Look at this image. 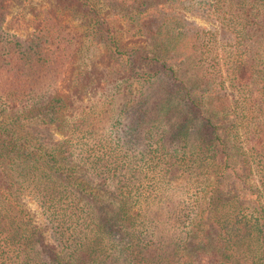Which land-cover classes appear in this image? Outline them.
Segmentation results:
<instances>
[{
  "label": "trees",
  "instance_id": "16d2710c",
  "mask_svg": "<svg viewBox=\"0 0 264 264\" xmlns=\"http://www.w3.org/2000/svg\"><path fill=\"white\" fill-rule=\"evenodd\" d=\"M12 1L0 0V264H264V0H211L232 49L219 54L217 34L199 28L180 51L190 52L181 57L194 70L189 81L168 65L162 29L138 26L154 51L123 48L98 7L105 0H49L27 38L5 26ZM87 5L113 83L106 71L77 74L62 91L83 45L64 17ZM143 68L141 98L129 97L138 120L106 146L93 115L102 99L93 97L110 85L133 95ZM48 129L62 138L48 142ZM76 149L121 197L115 214L97 213L102 198L77 180ZM25 195L46 210L55 235L63 230L55 224L70 228L67 240L47 243Z\"/></svg>",
  "mask_w": 264,
  "mask_h": 264
},
{
  "label": "rangeland",
  "instance_id": "374dc122",
  "mask_svg": "<svg viewBox=\"0 0 264 264\" xmlns=\"http://www.w3.org/2000/svg\"><path fill=\"white\" fill-rule=\"evenodd\" d=\"M210 3L211 0H142L134 5L130 3H119L112 6L107 0L104 2L97 1L98 7L104 14V16L102 15L103 18L119 33L121 37V46L127 50L138 52L142 51L141 48L146 47L147 52L154 51L151 40L146 35H143L141 28L138 26L143 25L144 29L146 28L144 24H150L153 33H155L158 28L162 29L163 31L156 36V39L161 41H167V38L168 40L170 39L168 42L171 41L170 43H172V45L167 47L168 50H170L168 65L179 73V78H184L185 80H188V78L190 80V78L193 77L194 70L191 68L188 61H186L187 59L185 63H183L184 60L182 61L181 59L182 56L190 52L180 51L183 43L185 45V43L192 40L194 38L193 34H196L199 28L209 32L207 35L211 37L213 35L212 33L217 34L216 38L219 44L217 43L216 45L219 54H223V47H226L227 50L232 49L230 45L233 42L232 34L221 28L220 20L212 10H209ZM49 6V0H13L8 7L5 26L8 28L9 32L15 36L27 38L35 31L38 21L37 12L45 11L49 9ZM88 8L87 5L85 9L82 10L84 12L76 16L65 15L64 17L70 29H72L74 33L81 35L80 41L83 45L80 50L81 52H77L78 54L76 55L75 61L66 67L64 78L59 83V87L62 91L72 83L77 74H81L83 77L84 74L87 73L96 74L106 71L110 83H113L112 77L108 73L110 67H112L110 52L105 42L102 41L104 39L102 37L103 35H95L92 31L94 29L91 28L88 18L86 17L90 15ZM178 34H180L179 38L177 37ZM224 41L226 45L223 43ZM222 68V74L218 75V78L229 72V66L225 65ZM80 71L82 73H79ZM146 71V68L141 69L139 71L141 75H136V78L131 81L132 87L130 94L133 95L128 94V90L125 88L126 85H123L121 91H115L110 85L106 92L102 93V91H98L97 96L93 97V101L100 97L102 99L101 111L99 110L100 106L96 105V110H93L95 111L93 115L95 116L97 114L98 116L100 112L97 122L95 123L107 134L106 137H104L106 146L110 147V143H112L113 147H115L114 145L117 143L118 139L127 134L132 124L137 122L138 116L135 115L139 108L133 106L131 100L141 98L143 92L141 91V85L138 80L143 78L144 75L142 74ZM216 71H218V69ZM95 77L96 75L92 76V78L96 79ZM232 92L233 89L230 88L229 93ZM89 97H91V94H89L87 98ZM87 98L85 100L86 104L89 102ZM137 100L138 99H136V101ZM128 104L131 108L125 113L121 112ZM50 132V129L46 130L45 135ZM61 138L62 135L60 133L52 134L51 132L47 141L53 142ZM171 146L177 145L175 142H172ZM80 148L82 149V147ZM79 152L80 150L76 149L71 159L73 160V164L78 165V169H76L77 180L79 182H92L96 194L102 198L101 203L104 207L100 208L97 213L102 214V211L105 210V212L110 215L115 214L118 209L117 204L121 200V197L116 194L111 184L104 186L99 181L102 180L101 178H98L92 171H88L87 167L83 165V157ZM83 156L85 157L84 154ZM134 156H136V154ZM22 203L31 213L34 223L39 227L40 232L43 234L42 236L48 244H58L57 238L59 240H67L69 238L70 228H67L66 224H55L63 228L61 232H64V235L60 236L61 232L57 235L54 234V226L48 224V214L38 200L25 195L22 196ZM61 250V247L57 249V251L60 252Z\"/></svg>",
  "mask_w": 264,
  "mask_h": 264
}]
</instances>
